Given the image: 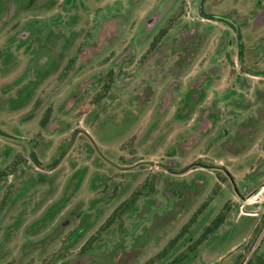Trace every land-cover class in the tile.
Listing matches in <instances>:
<instances>
[{
	"label": "rangeland",
	"instance_id": "obj_1",
	"mask_svg": "<svg viewBox=\"0 0 264 264\" xmlns=\"http://www.w3.org/2000/svg\"><path fill=\"white\" fill-rule=\"evenodd\" d=\"M0 264H264V0H0Z\"/></svg>",
	"mask_w": 264,
	"mask_h": 264
},
{
	"label": "trees",
	"instance_id": "obj_2",
	"mask_svg": "<svg viewBox=\"0 0 264 264\" xmlns=\"http://www.w3.org/2000/svg\"><path fill=\"white\" fill-rule=\"evenodd\" d=\"M210 20L211 21H216V20H218V18L216 17V16H214V15H211V17H210ZM79 233H80V231H79ZM92 246L90 247V245L89 246H87V247H84L83 248V252H85V251H91L92 249Z\"/></svg>",
	"mask_w": 264,
	"mask_h": 264
}]
</instances>
